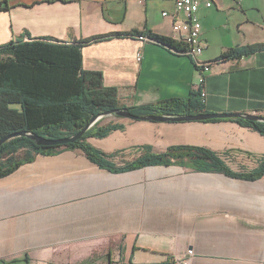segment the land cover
I'll use <instances>...</instances> for the list:
<instances>
[{"label": "crops", "instance_id": "1", "mask_svg": "<svg viewBox=\"0 0 264 264\" xmlns=\"http://www.w3.org/2000/svg\"><path fill=\"white\" fill-rule=\"evenodd\" d=\"M211 1L212 8L202 6L199 12L207 47L198 58L210 70L199 71L194 59L162 45L131 38L83 48L84 70L101 72L105 86L117 88L120 103L130 108L195 95L204 102L203 113L264 117V50L218 62L231 49L264 44V0ZM4 2L0 45L25 34L69 43L134 30L171 38L174 24L186 20L174 0H0V5ZM105 119L102 125L124 129L88 142L107 154L121 153L113 158L117 165L140 157L147 147L160 154L171 146L205 148L238 172L255 169L264 158V136L233 119ZM172 168L183 180L196 182L191 178L206 174L175 166L112 174L80 150L36 156L0 177V264L185 259L190 264H264V179L254 188L180 182L175 191L189 190L190 198L179 193L169 202L152 191L161 181H150L145 172L157 176ZM191 191L197 192L194 199Z\"/></svg>", "mask_w": 264, "mask_h": 264}, {"label": "trees", "instance_id": "2", "mask_svg": "<svg viewBox=\"0 0 264 264\" xmlns=\"http://www.w3.org/2000/svg\"><path fill=\"white\" fill-rule=\"evenodd\" d=\"M8 9L7 2L0 5ZM147 39L176 53L184 46L171 38L134 30L124 33L96 35L75 43L52 37L31 38L27 34L0 45V141L15 134H34L46 140L70 139L97 116L128 109L136 117L187 116L202 114L204 102L192 95L189 100L172 99L164 103L127 107L120 103L118 89L104 84L99 71L83 68V48L113 39ZM264 50V44L238 47L223 53L218 62L229 61ZM239 125L252 127L264 136V122L233 119ZM104 121V120H103ZM95 124L84 137L74 143L39 146L28 137H16L0 147V177H5L36 156H56L64 151L80 150L91 162L112 174L130 173L149 167H180L198 173L222 174L230 179L257 182L264 179V158L250 171L232 168V163L205 148L171 146L160 154L152 147L131 162L117 165L113 158L121 153L107 154L88 142L102 140L111 133L122 131L123 125ZM211 120L204 122H216Z\"/></svg>", "mask_w": 264, "mask_h": 264}, {"label": "built area", "instance_id": "3", "mask_svg": "<svg viewBox=\"0 0 264 264\" xmlns=\"http://www.w3.org/2000/svg\"><path fill=\"white\" fill-rule=\"evenodd\" d=\"M144 1V0H143ZM240 1V0H236ZM176 11L178 13H183L186 15V20L183 22H176L174 24V32L172 33L171 39L181 43L184 48L182 55H186L196 62V67L200 71L210 70L209 63H201L198 58L202 55L203 50L206 49L207 44L201 38L202 33V24L199 20V12L204 6L205 8H212L211 0H174ZM168 16L167 13L164 14V17ZM147 40V39H145ZM147 42H151L147 40ZM152 43V42H151ZM140 59V57H139ZM204 79L200 80V83H203ZM206 96L205 93L201 95L203 98ZM194 251L190 250L187 253L192 255ZM167 264H190L189 259L185 260H176L171 261Z\"/></svg>", "mask_w": 264, "mask_h": 264}, {"label": "water", "instance_id": "4", "mask_svg": "<svg viewBox=\"0 0 264 264\" xmlns=\"http://www.w3.org/2000/svg\"><path fill=\"white\" fill-rule=\"evenodd\" d=\"M108 116H114V117H120L128 119L129 121H145V122H161V123H168V122H176V123H182V122H203V121H211V120H227V119H235L239 118L242 120L247 121H254L257 122H264V117H258L255 115H239V114H208V113H202L199 115H187V116H170V117H161V116H150V117H136L130 114L128 109H122L117 111H111L108 113H105L101 115L100 117H96L92 120L90 124H88L83 130H81L78 134H76L74 137L70 139H61L57 141H51L43 139L39 136H35L34 134H15L11 135L9 137L3 138L0 141V147L10 141L13 138L16 137H28L29 139L35 141V143L39 146H56V145H64V144H70L74 143L80 139H82L87 131H89L95 124L99 123L102 119Z\"/></svg>", "mask_w": 264, "mask_h": 264}, {"label": "rangeland", "instance_id": "5", "mask_svg": "<svg viewBox=\"0 0 264 264\" xmlns=\"http://www.w3.org/2000/svg\"><path fill=\"white\" fill-rule=\"evenodd\" d=\"M107 120L105 119L103 121V124L106 123ZM235 164V163H234ZM234 168H236V166L234 165ZM159 171V170H158ZM178 169L177 168H172L170 170H160L157 176L152 175V173L154 171H147L145 172L146 175L149 176V180L150 181H155V180H159L161 181L162 185L160 186V188H156L153 189L152 191H159L160 195L165 197L166 201H171V200H175L178 197L179 193H185V196L189 197V193L190 191H184V192H178L175 191V188L177 186L178 183H190V184H198V185H205L206 187H209L210 185L213 184H217L220 185L222 183V185H225L226 183L229 185V187L233 186V185H239V186H245L247 187H260L259 183H243L241 181H238L236 179H230V178H225L222 175H201L198 178H191V179H197V181H191V180H183L181 178L182 175L177 173ZM197 191V190H196ZM196 191H191L192 195H193V199H194V195H196Z\"/></svg>", "mask_w": 264, "mask_h": 264}]
</instances>
